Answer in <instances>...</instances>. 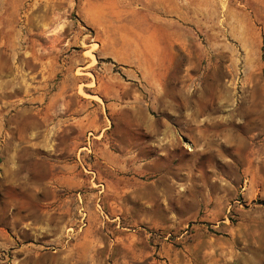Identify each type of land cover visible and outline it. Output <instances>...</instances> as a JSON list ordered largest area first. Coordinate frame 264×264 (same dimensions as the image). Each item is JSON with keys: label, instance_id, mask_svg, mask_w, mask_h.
<instances>
[{"label": "rangeland", "instance_id": "obj_1", "mask_svg": "<svg viewBox=\"0 0 264 264\" xmlns=\"http://www.w3.org/2000/svg\"><path fill=\"white\" fill-rule=\"evenodd\" d=\"M0 264H264V0H0Z\"/></svg>", "mask_w": 264, "mask_h": 264}]
</instances>
